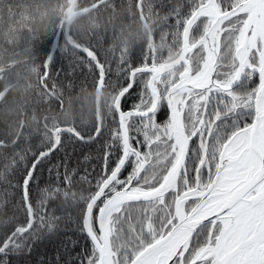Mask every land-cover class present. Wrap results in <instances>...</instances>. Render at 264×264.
Segmentation results:
<instances>
[{
	"label": "snow or ice",
	"instance_id": "6c2138e0",
	"mask_svg": "<svg viewBox=\"0 0 264 264\" xmlns=\"http://www.w3.org/2000/svg\"><path fill=\"white\" fill-rule=\"evenodd\" d=\"M102 4L115 7L112 0ZM127 6L146 39L138 63L121 47L115 80L99 43L73 36L77 14L71 8L68 27L52 30L50 51L30 68L35 85L25 91L34 87L63 109L52 61L61 50L78 54L95 87V119L87 128L45 115L43 139L34 148L24 118L28 102L13 100L8 108L17 118L5 121L0 133V210L12 202L14 211L0 220V264L30 254L45 232L55 230L61 195L63 203L71 198L79 205L76 231L88 242L64 264H264V0H189L187 11L171 7L163 17L157 8L166 7L164 0H127ZM13 7L0 0V9L15 18ZM161 19L169 31L157 43ZM42 36H49L47 29L33 42ZM4 39L15 43L8 34ZM7 73L0 66L6 106L16 87ZM257 75L258 85L249 88ZM31 122H38L35 112ZM93 144L96 156L83 160L95 158L98 170L80 176L87 195L71 192L80 169H70L67 149ZM57 152L64 158L53 162ZM45 164L54 179L41 187L38 169ZM60 243L71 256L78 241ZM60 260L58 251L56 264Z\"/></svg>",
	"mask_w": 264,
	"mask_h": 264
},
{
	"label": "trees",
	"instance_id": "16d2710c",
	"mask_svg": "<svg viewBox=\"0 0 264 264\" xmlns=\"http://www.w3.org/2000/svg\"><path fill=\"white\" fill-rule=\"evenodd\" d=\"M73 0H6L14 7L12 12L13 18L7 9H0V66L8 68L7 80L16 87L10 90L9 105L0 102V133H2L5 121H13L17 118V114L8 111L9 107H15L12 101H27L24 118L30 122V143L35 148L41 144L43 117L45 115H59L63 123H74L78 127L87 128L89 121H94L93 115L94 103L93 97L90 95L95 92L93 73L86 65L80 63L78 54L72 51L61 50L55 53L52 61L51 77L56 82L63 93V109L58 102L49 103L42 99L36 92L35 88L25 91L27 84L35 85V77L31 76L30 68L34 63L42 61L46 53L50 51L49 40L51 32L64 23L67 28V17L70 5ZM74 12L77 14L73 18L70 25L73 36L82 43L92 42L93 45L99 43V55L101 59L107 57L111 61L112 73L110 78H117L116 58L120 55L121 47H127L131 52V59L138 63L140 56V46L146 39L143 26L139 19L131 16V12L127 6V0H112L115 5L105 7L102 0H76ZM100 2L101 7L97 9L95 5ZM159 0H157L158 4ZM189 0H164L166 7L163 10L157 8L163 17L171 7H181L183 11L188 10ZM132 12L135 9L131 10ZM167 24H173L174 19L169 18ZM156 42L160 43L159 37L162 31H169L165 22L161 19L160 23L155 25ZM45 29L48 30L47 37L42 36L39 42H33L34 35H40ZM8 34L14 38L15 43H6L4 35ZM171 37L167 38L170 42ZM63 44V40L60 41ZM114 47L115 51H109ZM167 56V49L164 51ZM14 62V64L12 63ZM4 81H0L2 88ZM258 75L248 81L247 86L254 88L258 85ZM71 84V87L68 85ZM140 89L137 88L129 101L124 104V108L128 109L131 103L135 101L136 95ZM68 113L65 118L63 113ZM35 112L38 122H31V117ZM163 119V114L160 115ZM23 146V145H21ZM98 145H90L86 147L77 146L73 152L72 148H68L71 159L69 161L70 169L79 167L80 171L74 177V183L70 191L77 194L87 195L86 189L88 184H84L80 180L81 174L85 169L91 170L96 167L98 170L99 162L93 158L90 162L83 160L84 155L96 156ZM64 158L63 152H57L52 157L53 162L61 161ZM48 165H42L38 169V176L41 187L46 186L50 179L47 171ZM92 177L90 176L89 179ZM0 185V191L3 190ZM35 189V186H34ZM63 196L59 199L60 207L56 209L55 230L52 233L45 232V238L33 245V251L19 258H13L12 264H56V257L61 256L60 264L70 261L72 256L81 250L82 246H87L88 242L76 231V217L79 212V205L70 198L67 203H63ZM54 205L50 206L51 208ZM14 209L12 202L3 210H0V220L8 219L13 215ZM19 215V214H18ZM71 217V219H69ZM20 219H23L20 215ZM71 237L74 241H78L75 248L71 249L72 255H68L63 251L61 241H66Z\"/></svg>",
	"mask_w": 264,
	"mask_h": 264
},
{
	"label": "water",
	"instance_id": "95a60500",
	"mask_svg": "<svg viewBox=\"0 0 264 264\" xmlns=\"http://www.w3.org/2000/svg\"><path fill=\"white\" fill-rule=\"evenodd\" d=\"M72 2H73V3L70 5V8H71L72 10H74V7H75V4H76L77 1H76V0H73ZM70 8H69V9H70ZM234 87H236V86L234 85Z\"/></svg>",
	"mask_w": 264,
	"mask_h": 264
}]
</instances>
